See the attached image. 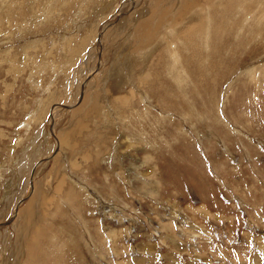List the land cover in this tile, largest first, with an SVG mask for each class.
<instances>
[{"label": "rangeland", "instance_id": "obj_1", "mask_svg": "<svg viewBox=\"0 0 264 264\" xmlns=\"http://www.w3.org/2000/svg\"><path fill=\"white\" fill-rule=\"evenodd\" d=\"M193 2L0 0V264H264V0Z\"/></svg>", "mask_w": 264, "mask_h": 264}, {"label": "bare ground", "instance_id": "obj_2", "mask_svg": "<svg viewBox=\"0 0 264 264\" xmlns=\"http://www.w3.org/2000/svg\"><path fill=\"white\" fill-rule=\"evenodd\" d=\"M191 1V0H190ZM192 2H193V0H192ZM194 3V2H193ZM118 16V15H117ZM114 20V19H113ZM112 22V21H111ZM139 28V27H138ZM139 36V35H138ZM136 38H137V36H136ZM139 40H141V37H140V39Z\"/></svg>", "mask_w": 264, "mask_h": 264}]
</instances>
